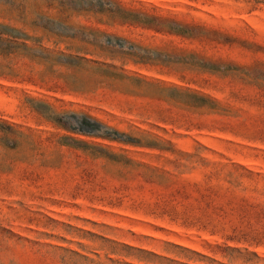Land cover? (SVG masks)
<instances>
[{"label":"rangeland","instance_id":"rangeland-1","mask_svg":"<svg viewBox=\"0 0 264 264\" xmlns=\"http://www.w3.org/2000/svg\"><path fill=\"white\" fill-rule=\"evenodd\" d=\"M0 264H264V0H0Z\"/></svg>","mask_w":264,"mask_h":264}]
</instances>
